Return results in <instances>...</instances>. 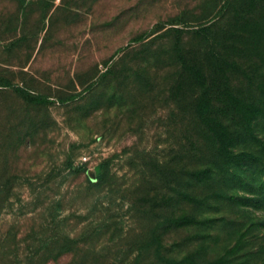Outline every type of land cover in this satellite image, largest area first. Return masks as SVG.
<instances>
[{
	"label": "rangeland",
	"instance_id": "rangeland-1",
	"mask_svg": "<svg viewBox=\"0 0 264 264\" xmlns=\"http://www.w3.org/2000/svg\"><path fill=\"white\" fill-rule=\"evenodd\" d=\"M0 81V264H264L263 1L0 0Z\"/></svg>",
	"mask_w": 264,
	"mask_h": 264
},
{
	"label": "trees",
	"instance_id": "trees-1",
	"mask_svg": "<svg viewBox=\"0 0 264 264\" xmlns=\"http://www.w3.org/2000/svg\"><path fill=\"white\" fill-rule=\"evenodd\" d=\"M260 1L264 2V0H260ZM204 30H206V29H204ZM182 62H183L182 66L184 67V69H186L188 71V73L190 74V76L193 79H196V78L198 79L202 75L201 74L202 71H201V68L199 66H196L195 64L193 65V63L188 65L187 61H185V60H183ZM187 66H191V67L187 68ZM107 71H109V68L107 69ZM107 71L105 72L106 75H107ZM201 77H203V75ZM203 84H204V87L206 89H209L210 83H209V79L208 78H206L204 80ZM10 85H11V83L8 82V81H0V86H2V87L10 86ZM16 90L18 92H22V93L25 92V90L21 89V88H16ZM30 99H31L32 102H35V103H43V101H44V99L42 97H38V96L31 97ZM199 99L202 101V104L204 106L209 107V97L204 96V98H200L199 97ZM78 168H79V170H84L86 167L81 165ZM105 172L108 173L107 170H104L101 174L98 175V177H97V179H98L97 183L98 184H100V183H102V182H104L106 180L107 174ZM192 186H194V185H189V186H186V187L183 188V196L185 197L186 201L196 200L195 197L189 192V190L191 189ZM7 190H9V189H7ZM0 191H1V189H0ZM221 196L226 197V195H224L223 193H221ZM191 221H192V219L190 218V216H187V215H185L184 217H182L180 219V222L182 223L183 226L190 225ZM158 253H160V252L158 251ZM34 254H37V253H33V254L29 253L26 258H28V256H29V258L34 259L35 258ZM51 254H52V252L49 251V250H45V251L39 252L38 253V255H39L38 256V260L39 259H41V260L38 263L34 262V261L33 262L32 261H28V262H26V264H35V263L42 264L41 261L43 259L46 261L45 263L47 264L48 259L50 258ZM68 254H69V251L66 249V247H61V249L58 252V256H60V257L68 255ZM31 255H33V256H31ZM45 263H43V264H45ZM165 264H194V262L189 257H184V258H182L180 260H177V259H174V258H167L166 261H165Z\"/></svg>",
	"mask_w": 264,
	"mask_h": 264
}]
</instances>
